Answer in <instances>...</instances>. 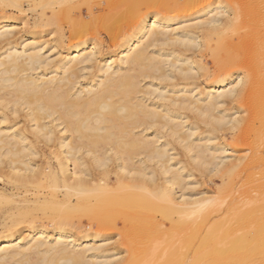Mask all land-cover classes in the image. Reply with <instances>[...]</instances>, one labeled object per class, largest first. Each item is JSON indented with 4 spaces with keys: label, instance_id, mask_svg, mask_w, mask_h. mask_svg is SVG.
I'll return each instance as SVG.
<instances>
[{
    "label": "bare ground",
    "instance_id": "6f19581e",
    "mask_svg": "<svg viewBox=\"0 0 264 264\" xmlns=\"http://www.w3.org/2000/svg\"><path fill=\"white\" fill-rule=\"evenodd\" d=\"M26 2L0 0V264H264V0Z\"/></svg>",
    "mask_w": 264,
    "mask_h": 264
},
{
    "label": "rangeland",
    "instance_id": "374dc122",
    "mask_svg": "<svg viewBox=\"0 0 264 264\" xmlns=\"http://www.w3.org/2000/svg\"><path fill=\"white\" fill-rule=\"evenodd\" d=\"M22 3H25L26 2V0L25 1H22V0H20ZM27 3V2H26ZM27 5L28 4H23V9H24V13L22 14V12H19L18 10H16L15 8H13V10H12V8H9L8 9V14L10 13H12L11 15H13V17H16L15 18V20L16 19H18V17H19V19L18 20H16L17 21V23H22V21H24V23H25V21H26V25L24 24V25H22V27H26L25 29H28V28H31V26H32V24L31 23H33V19H37V15H39L41 12V9H40V7L39 6H37V8L35 7V9H32V12H31V8H33V7H31V8H27ZM34 10H35V12H34ZM69 11H67L66 10V12L65 11H62V12H59L58 13V16H57V18H56V20H55V25L54 24H51V25H46V26H44V28L43 27H41V29H43V30H47V31H45V32H42L43 33V35L42 34H36V37L34 38V40H37V41H41V40H44L45 38H48L49 37V31L50 30H48V28L49 29H54V28H56V22H57V24H59V25H61V24H63V25H67L68 24V21H69V18H68V16H69V14H72L71 12H69ZM46 13L48 14V16H50V13H49V10H46ZM67 13V15H65ZM15 14H17V16H15ZM19 14L22 16H19ZM33 14V15H32ZM60 14V15H59ZM25 15V16H24ZM30 15V16H29ZM29 16V17H28ZM68 18V19H67ZM106 18V19H105ZM64 19H65V21H64ZM101 19V20H100ZM105 19V20H104ZM108 19V20H107ZM21 22H20V21ZM66 20H67V22H66ZM98 20H99V22H98ZM96 22H95V26L99 29L100 27L99 26H101V29L100 30H102V28L104 29L105 27L107 28V24H108V22H109V25H112V24H110V20H112V19H110V17H106V16H104V17H101V18H99ZM32 21V22H31ZM62 21V22H61ZM113 21V20H112ZM59 22H61V23H59ZM98 22V23H97ZM103 22H104V24H103ZM99 23H101V24H99ZM107 23V24H106ZM55 27H54V26ZM103 25V26H102ZM108 25V27H110ZM30 26V27H29ZM47 26H48V28H47ZM45 28H47V29H45ZM48 34V35H47ZM42 35V36H41ZM102 35H104V34H102ZM40 37V38H39ZM42 37V38H41ZM208 66H210V64L208 65ZM245 95H246V97H249V98H246L245 97ZM243 97H245V98H243V99H241L240 101H242V102H234V103H238L240 106H238V104L236 105H234V104H228V106H231V107H228L229 109H232L231 111L229 110V111H227L228 113H232V112H234V110H236V108H239L240 109V111L241 112H238L239 113V115L240 114H242V112H244V110L243 109H241L242 107L244 108V105L246 106L251 100H252V98L254 97V96H252L251 94H245ZM257 100V99H256ZM251 103V102H250ZM243 104V105H242ZM224 107L226 108L227 107V105L225 106L224 105ZM241 107V108H240ZM235 108V109H234ZM261 108L264 110V101L261 103ZM234 109V110H233ZM264 112V111H263ZM262 113V112H261ZM242 115H244V113L242 114ZM222 131L221 132H219L218 134H220L221 136H223L222 135ZM219 135V136H220ZM258 136V137H257ZM260 136H264V125H262V124H260V123H258V121H257V123H256V125H254V129L250 132V134H249V137H252V138H254V137H257V138H259ZM248 138V137H247ZM225 144L227 145V147H228V145L230 146H233V149L234 150H231V149H228L229 151H228V153H231V155H240V154H242L243 153V151H244V153H246L245 152V150H246V148H245V146H244V143L246 142V139L245 138H242V139H239L238 138V136L237 137H235V136H233V137H230L229 135H227L226 137H225ZM177 146V147H176ZM175 147H176V149L177 148H180L178 145H176L175 144ZM243 147V148H242ZM181 149V150H180ZM178 151H180V153H183L182 152V148H180ZM236 149V150H235ZM235 151V152H234ZM247 151V150H246ZM238 152V153H237ZM240 152V153H239ZM243 153V154H244ZM180 156L178 155V158H179ZM182 157V156H181ZM200 170V169H199ZM204 170H201V172H198V170H192V173H193V177L190 179V180H192V183L191 184H189L188 186H186V188L184 189V190H186V192L188 193V192H190L191 193V195L192 196H196V197H200V196H204V195H210L211 197L212 196H214V195H218L216 192H215V190L216 189H218L220 186H221V182H222V180L220 179V174H218V175H214V174H212V173H210V174H208L206 171L205 172H203ZM203 173V174H202ZM207 173V174H206ZM5 178V179H4ZM4 178H2V176L0 177V186H2L3 185V183L5 182V180H6V177H4ZM224 180H228V178L227 177H224ZM3 181V182H2ZM219 186V187H218ZM218 187V188H217ZM188 188V189H187ZM189 193V194H190ZM248 193H249V198L251 199H258V198H262V196L264 197V184H262V183H254L253 185H251L249 188H248ZM195 194V195H194ZM220 195V194H219ZM237 195H239V196H237ZM235 196H237V197H235ZM244 199V196L242 195V194H240V193H237V194H235L234 195V197H233V201L237 204V205H239V204H242L243 203V200ZM82 218H81V220L83 221V223H85L86 222V217L85 216H81ZM157 217H158V219H159V215H157ZM160 221L161 222H163L164 221V223H162V225H163V228L164 229H169V220H167V219H160ZM74 231H80V230H74ZM92 231H95V230H92ZM100 230H98V232H99ZM102 231V232H101ZM100 231V233L101 234H103V235H105L106 234V237H109L108 239L106 238V240L104 239V241H102L103 240V238L105 237V236H101V237H99L97 240H96V242H100V243H102L106 248H108L109 250L111 249V251H112V249H113V251L112 252H120V254H121V252H122V254L121 255H124V253H125V248L124 247H122L121 245H120V240H119V235H118V232H116V230L114 231V230H104V233H103V230H101ZM108 231H110V232H108ZM107 232V233H106ZM113 238H112V237ZM117 240V241H116ZM115 241V242H114ZM119 241V242H118ZM110 242V243H109ZM117 242V243H116ZM112 243H114V244H112ZM116 243V244H115ZM119 243V244H118ZM121 246L120 248H119V246ZM118 246V247H117ZM116 247V248H115ZM118 249H119V251H118ZM124 251H123V250Z\"/></svg>",
    "mask_w": 264,
    "mask_h": 264
}]
</instances>
